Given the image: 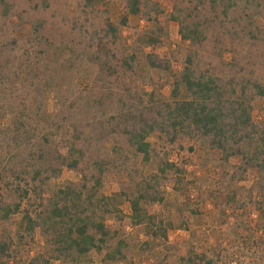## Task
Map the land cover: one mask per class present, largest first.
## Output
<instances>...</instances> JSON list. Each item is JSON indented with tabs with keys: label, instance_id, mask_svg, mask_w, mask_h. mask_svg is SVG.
Listing matches in <instances>:
<instances>
[{
	"label": "trees",
	"instance_id": "1",
	"mask_svg": "<svg viewBox=\"0 0 264 264\" xmlns=\"http://www.w3.org/2000/svg\"><path fill=\"white\" fill-rule=\"evenodd\" d=\"M94 1L76 0L81 15L70 17L55 12L60 0H28L38 15L25 20L27 34L22 41L12 38L0 45V95L6 87L11 91V82L22 80L27 88L19 95L20 105L12 107L13 119L5 132L11 142L7 157L1 156L8 168L0 169V222L9 224L20 216L17 238L30 250L38 234L45 239V253L23 261L20 246L0 236V264H86L92 253L101 256L103 264H134L127 255L129 243L110 224L127 218L122 199L130 205L133 228L168 242L173 224H165L152 208L164 204L168 185L173 184L176 193L185 191L188 161L182 162L181 153L180 162L169 159L171 149H186L185 141L219 151L225 163L239 160L229 175L231 183L245 181L252 170L257 179L250 193L259 196L257 208L264 210V116L259 121L254 117L256 105L264 104V0H175L167 21L179 25L189 50L180 80L173 85L176 100L160 103L155 89L147 92L136 85L137 51L120 54L118 30L107 17L102 26L94 23ZM159 1L125 0L121 21L126 27L129 18L137 17L153 26L148 32L151 46L163 35ZM2 8L0 31L17 12L10 2ZM49 28L58 33H48ZM72 33L80 50L66 48L61 39ZM67 52L73 56L66 61L70 65L85 59L97 67L96 91L74 95L65 88L68 82L60 66ZM145 60L149 70H172L169 61L153 53ZM121 80L125 83L120 87ZM181 87L190 99L177 100ZM50 95L58 111L51 110ZM40 125L47 131L41 129L36 142L32 133ZM64 131L65 153L59 142ZM112 139L121 144L112 151L119 167L128 168L138 159L141 165L131 170L127 189L116 197L100 192L108 170L103 154ZM65 171L77 173L81 182L49 192L50 182ZM223 205L215 203L219 216H226ZM181 226L187 230V224ZM262 227L264 231V220ZM173 249L166 247L165 258L156 264H168ZM221 258L220 253L190 249L177 263L222 264Z\"/></svg>",
	"mask_w": 264,
	"mask_h": 264
},
{
	"label": "rangeland",
	"instance_id": "2",
	"mask_svg": "<svg viewBox=\"0 0 264 264\" xmlns=\"http://www.w3.org/2000/svg\"><path fill=\"white\" fill-rule=\"evenodd\" d=\"M6 2L16 6L17 12L12 13L6 25L1 28L0 45L6 44L12 38L22 41L27 34V28H24L27 27L25 26L26 21L38 15L33 9V4H30L28 0H0V17L3 9L2 5ZM159 2L164 10V14L159 18L162 23L163 35L162 40L156 46H151L149 41L148 32L152 30L153 26L145 21L137 17H131L126 27L121 25L125 14V0L94 1L90 4L91 17L94 19L96 26H102L104 18L107 17L117 28L120 37L117 47L120 54L130 56L134 51H137L138 65L136 71L138 72V79L136 85L147 92L155 89L158 103L174 102L176 99L172 95L173 85L180 80L179 76L189 50V44L182 41L179 34V25L167 21V15L172 11L175 0H160ZM49 12L44 14L45 18L50 15ZM55 12L60 15L65 13L70 17L76 14L81 15V12L77 10L76 0H60V3L55 6ZM18 16L23 17V20L18 21ZM5 21L2 20V22ZM48 33L55 35L58 31L55 29L54 32L53 28H49ZM66 37L68 38L66 39ZM61 39L66 40V48L80 50V41L75 33ZM57 42H60V40H57ZM21 52L19 50V53ZM152 53L160 60L169 61L172 65L171 72L147 69L145 58L147 54ZM67 60H73V56H70L69 52L65 54L63 66H60L68 82V86L65 85V88L69 89L74 95L96 91L97 67L85 59H80L73 64L71 63V65L66 62ZM58 71L60 72V68ZM60 79L61 77L54 78L57 83L62 82ZM128 80L127 78L126 83H128ZM20 81L15 82V84L11 82V91L6 87V91L0 95V169L2 166V171L8 168L6 158L1 156L7 157L6 150L9 149L8 143L11 142L10 137L5 134L13 119L11 110L12 107L17 108L20 105L21 98H19V95L27 89L23 88L25 86L24 81ZM123 83L125 81L121 80L119 86L121 87ZM47 99L51 110L58 111L59 104L55 103L52 96L50 95ZM188 99H190L189 94L184 87H181L177 100ZM263 116L264 104H257L254 115L255 120L259 121ZM37 128L32 133L33 136L36 135V142L41 129L42 132L47 131L45 130L47 127L41 128V125ZM52 134L55 136L54 131ZM67 140L68 132L64 131L62 136L59 137L60 148L63 153L66 152ZM183 144L186 149L184 151H180L176 147L171 149L169 159L173 162H180L179 153H181L182 162L187 163L188 161L185 166V181L187 184L185 191L180 194L176 193L173 184L168 185L165 188L164 204L152 208V211L165 224H173V230L168 232V242L156 238L152 234H145L141 229L133 228L128 220L131 215L130 205L125 199H122V211L127 218L123 223L110 222L114 229L120 230V237L122 236L129 243V249L127 250L129 259L134 264H156L165 258L167 254L166 247L172 246L174 249L167 255L169 257L168 264H178L177 258L186 254L190 249L205 251L209 254L220 253L222 254V264H264V231L262 230L264 210L260 211L257 208L256 204L259 202V196L256 193L253 195L250 193L257 179L256 175L250 170L245 181L231 183L229 175L233 173V167L240 164L239 160L232 159L229 163H225L219 151H207L193 142L185 141ZM119 145L121 144L117 140L112 139L103 154L108 162V170L102 177L100 192L108 197L120 196V193L126 190L129 185L131 170L141 169L140 159L129 164L130 167L128 168L123 169L118 166L119 162L112 151L115 146ZM190 147L194 148V152H190ZM19 150L18 148L16 152ZM80 182L81 177L77 173L65 171L60 179L50 182L49 192L58 187L79 184ZM211 194L214 195V199L210 198ZM217 200L224 204L226 216H219L215 208ZM195 211H198L197 215L192 214ZM182 222L187 224V230H182ZM21 230L20 216L14 217L9 224L0 222V236L11 237L20 246V258L23 261H29L37 254H44L45 239L38 234L36 245L32 246L33 249L30 250L17 238ZM50 264L59 263L51 261ZM86 264H103L102 258L96 253H92Z\"/></svg>",
	"mask_w": 264,
	"mask_h": 264
}]
</instances>
